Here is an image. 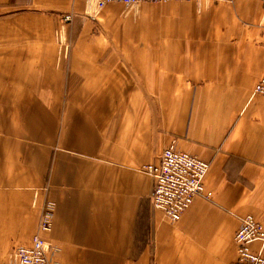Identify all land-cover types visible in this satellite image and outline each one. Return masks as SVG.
<instances>
[{"label": "crops", "instance_id": "crops-1", "mask_svg": "<svg viewBox=\"0 0 264 264\" xmlns=\"http://www.w3.org/2000/svg\"><path fill=\"white\" fill-rule=\"evenodd\" d=\"M89 7L0 0V256L32 246L50 203L51 264H232L242 220L264 226L262 3H110L80 20ZM173 141L210 165L212 194L177 224L144 172Z\"/></svg>", "mask_w": 264, "mask_h": 264}, {"label": "built area", "instance_id": "built-area-1", "mask_svg": "<svg viewBox=\"0 0 264 264\" xmlns=\"http://www.w3.org/2000/svg\"><path fill=\"white\" fill-rule=\"evenodd\" d=\"M193 0H88L94 10H101L107 4L117 3L125 7H135L143 3L191 2ZM264 7V0H260ZM70 20L68 16L63 22ZM254 94L264 97V78L254 88ZM210 165L196 156L178 149L175 141L163 151L159 162L147 166L144 172L154 181L153 208L162 213L170 224H177L194 200L203 196L210 199L204 180ZM53 205L47 203L41 215L39 232L34 236L31 247H20L15 253L14 264H51L49 255L51 245L42 234L49 233L53 227ZM237 257L232 264H264V255L252 250L254 244L264 247V226L246 216L235 234Z\"/></svg>", "mask_w": 264, "mask_h": 264}, {"label": "rangeland", "instance_id": "rangeland-1", "mask_svg": "<svg viewBox=\"0 0 264 264\" xmlns=\"http://www.w3.org/2000/svg\"><path fill=\"white\" fill-rule=\"evenodd\" d=\"M174 3H178V2H174ZM112 4H115V5L120 6L122 8V11H121V14H119V15H121L122 17H125L128 14H130V13H135L142 5H145V4H150L151 5V4H156V3H143V4H141L139 6H135V7H125V6H123L121 4H117V3H112ZM158 4H161V3H158ZM89 10L91 12L89 11V13H87V14L85 13L84 14V17H81L80 20H83L84 19L83 21H85V19H87L89 17L91 18V16H95L96 15L95 13H93V12H95L93 8L89 7ZM66 16H68L70 18V20H68L67 22H63V18H65ZM66 16H64L62 18V20H61L62 23H63L62 24L63 26H65V25H71L75 21V19H76L71 14H68ZM14 263H15V254H13V253H6V254H4V256H0V264H14Z\"/></svg>", "mask_w": 264, "mask_h": 264}]
</instances>
